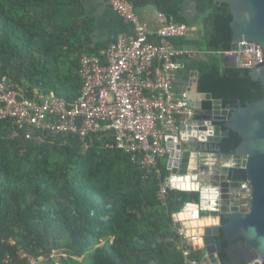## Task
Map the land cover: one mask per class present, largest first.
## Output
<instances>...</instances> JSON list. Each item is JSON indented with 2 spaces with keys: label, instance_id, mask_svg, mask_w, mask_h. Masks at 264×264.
<instances>
[{
  "label": "trees",
  "instance_id": "16d2710c",
  "mask_svg": "<svg viewBox=\"0 0 264 264\" xmlns=\"http://www.w3.org/2000/svg\"><path fill=\"white\" fill-rule=\"evenodd\" d=\"M185 1L194 4L202 23L190 45L202 52L198 91L220 99L222 107L261 99L262 84L250 77V68L226 54L232 49L228 4L133 3L136 10L152 5L171 21L190 26L182 13ZM93 32L94 20L80 0H0V77L27 97L37 91L72 102L82 86L81 56L98 55L107 46L96 42ZM203 108L209 111L211 101H203ZM16 128L13 119H0V264H27L21 252L44 256L47 264L203 263V249L183 256L180 225L173 219L187 202H198L197 194L171 188L162 199L157 175L142 168L139 158L106 147L100 133L85 141L57 134L36 142L14 134ZM240 141L230 130L217 146L229 156ZM165 164V157L158 160L163 177L169 174ZM215 246L221 264L246 263L229 256L222 232Z\"/></svg>",
  "mask_w": 264,
  "mask_h": 264
},
{
  "label": "built area",
  "instance_id": "2783aa9c",
  "mask_svg": "<svg viewBox=\"0 0 264 264\" xmlns=\"http://www.w3.org/2000/svg\"><path fill=\"white\" fill-rule=\"evenodd\" d=\"M117 14L133 25V34H119L100 50L98 55L84 54L80 58L79 75L82 82L78 97L67 102L49 94L35 91L27 97L21 89L0 77V119H13L14 134L27 140L43 142L49 135H77L81 140L96 133L106 147H116L139 158L142 168L159 178V196L164 199L171 189L170 175L162 176L158 160L167 158L170 148L167 137L175 135L180 126L193 117L188 106L187 91L177 92L173 81L182 67L181 59L202 56L194 47H175L173 40L187 35L189 26L173 22L159 13L161 26L152 30L143 22L133 0H109ZM241 67L264 63V51L254 42L245 43L243 50L227 51ZM246 197L251 188L241 182ZM178 248L187 258L191 252L183 227L178 228ZM55 252L51 254L53 256ZM20 256L27 264H47L44 256ZM190 264H199L189 260ZM260 263L258 259L245 264Z\"/></svg>",
  "mask_w": 264,
  "mask_h": 264
},
{
  "label": "water",
  "instance_id": "95a60500",
  "mask_svg": "<svg viewBox=\"0 0 264 264\" xmlns=\"http://www.w3.org/2000/svg\"><path fill=\"white\" fill-rule=\"evenodd\" d=\"M215 2L226 3L230 8L232 50H243L245 43L254 42L264 51V0ZM234 63L237 64L235 59ZM249 75L262 84L264 93V63L250 67ZM193 76L194 92L187 90V101L190 108L200 112H195L197 117L188 119L175 135L167 137L170 152L166 168L171 188L199 196L198 202H187L183 209L195 205L199 212L194 215L206 218L203 222L218 218L217 225L205 226L200 231L203 262L221 264L215 237L222 232L230 244L229 256L245 253L246 258L241 261L258 259L264 263V95L245 105L222 107L220 99L198 91V71ZM205 100L211 101L209 111L203 108ZM230 130L237 132L241 141L231 155L225 156L217 144ZM185 181L196 184V188L190 190V182ZM241 182H248L250 199L240 187ZM186 215L189 217L188 212ZM189 222L183 221L182 227L193 249L195 235L189 234ZM237 239L240 242L234 244Z\"/></svg>",
  "mask_w": 264,
  "mask_h": 264
},
{
  "label": "crops",
  "instance_id": "0c3cea01",
  "mask_svg": "<svg viewBox=\"0 0 264 264\" xmlns=\"http://www.w3.org/2000/svg\"><path fill=\"white\" fill-rule=\"evenodd\" d=\"M85 8L86 14L93 18L94 20V32L93 37L96 42L105 43L108 45L111 41L115 40L116 36L119 34L132 35L133 25L131 22L126 20L124 17L120 16L113 10L109 0H80ZM139 18L145 22L152 30L158 29L162 22L159 18V13L155 7L152 5H144L136 10ZM182 13L191 21L189 30L186 36L182 38H177L173 40L175 47H192L190 46L196 40L199 35V31L202 27L201 19L195 13L194 4L191 1H185L182 6ZM196 58H183L181 59L182 67L176 72L173 85L177 92L187 91L194 92L193 79L194 72L197 69ZM234 61V59H233ZM195 112H200L194 109ZM197 117L196 114L192 118ZM211 155V154H210ZM167 158H165L166 163ZM166 165V164H165ZM170 175V173H169ZM189 183L190 181H185ZM190 190L196 188V184L189 183ZM190 208V209H189ZM189 208L182 209L181 213H176L173 215L174 220H177L180 227H182V222L189 220V234H193L194 241L192 243L193 249H203V243L200 235V231L203 230L205 226H215L218 224V218L210 217L209 220L203 222L204 219L198 218L194 215V212L198 211V208L190 204ZM190 210V211H189ZM188 212L189 217L186 215ZM193 214V215H192ZM199 214V213H198ZM202 264H207L203 262ZM208 264H211L210 262Z\"/></svg>",
  "mask_w": 264,
  "mask_h": 264
},
{
  "label": "flooded vegetation",
  "instance_id": "af4514ba",
  "mask_svg": "<svg viewBox=\"0 0 264 264\" xmlns=\"http://www.w3.org/2000/svg\"><path fill=\"white\" fill-rule=\"evenodd\" d=\"M239 242H240V239L238 241L234 242V244H237ZM230 257L234 260V262L239 263L243 258H246V254L245 253L244 254H240V253H237L236 252V255L235 256H230Z\"/></svg>",
  "mask_w": 264,
  "mask_h": 264
},
{
  "label": "bare ground",
  "instance_id": "6f19581e",
  "mask_svg": "<svg viewBox=\"0 0 264 264\" xmlns=\"http://www.w3.org/2000/svg\"><path fill=\"white\" fill-rule=\"evenodd\" d=\"M189 208V207H188ZM190 209V208H189ZM190 211V210H189ZM193 215V214H192Z\"/></svg>",
  "mask_w": 264,
  "mask_h": 264
},
{
  "label": "rangeland",
  "instance_id": "374dc122",
  "mask_svg": "<svg viewBox=\"0 0 264 264\" xmlns=\"http://www.w3.org/2000/svg\"><path fill=\"white\" fill-rule=\"evenodd\" d=\"M232 61V60H231ZM79 259H82V258H79Z\"/></svg>",
  "mask_w": 264,
  "mask_h": 264
}]
</instances>
